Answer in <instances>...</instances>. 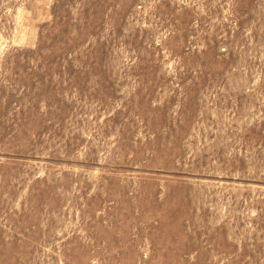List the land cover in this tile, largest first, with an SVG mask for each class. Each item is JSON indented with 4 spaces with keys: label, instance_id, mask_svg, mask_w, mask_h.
Instances as JSON below:
<instances>
[{
    "label": "rangeland",
    "instance_id": "obj_1",
    "mask_svg": "<svg viewBox=\"0 0 264 264\" xmlns=\"http://www.w3.org/2000/svg\"><path fill=\"white\" fill-rule=\"evenodd\" d=\"M0 264H264V0H0Z\"/></svg>",
    "mask_w": 264,
    "mask_h": 264
}]
</instances>
